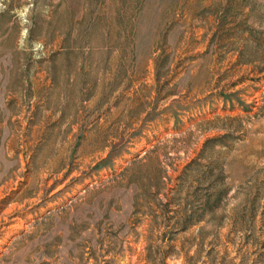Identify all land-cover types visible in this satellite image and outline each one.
Segmentation results:
<instances>
[{"label": "rangeland", "instance_id": "374dc122", "mask_svg": "<svg viewBox=\"0 0 264 264\" xmlns=\"http://www.w3.org/2000/svg\"><path fill=\"white\" fill-rule=\"evenodd\" d=\"M0 264H264V0H0Z\"/></svg>", "mask_w": 264, "mask_h": 264}]
</instances>
